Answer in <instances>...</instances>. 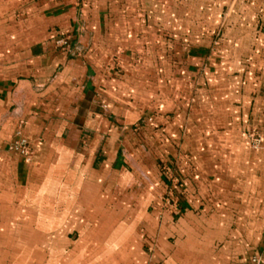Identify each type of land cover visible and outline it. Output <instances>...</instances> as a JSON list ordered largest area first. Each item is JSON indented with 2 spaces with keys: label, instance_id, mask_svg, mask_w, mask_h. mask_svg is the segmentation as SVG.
Masks as SVG:
<instances>
[{
  "label": "crops",
  "instance_id": "obj_1",
  "mask_svg": "<svg viewBox=\"0 0 264 264\" xmlns=\"http://www.w3.org/2000/svg\"><path fill=\"white\" fill-rule=\"evenodd\" d=\"M128 1L38 0L0 25V264L10 244L59 264H243L264 247V0ZM18 128L31 160L8 149Z\"/></svg>",
  "mask_w": 264,
  "mask_h": 264
},
{
  "label": "rangeland",
  "instance_id": "obj_2",
  "mask_svg": "<svg viewBox=\"0 0 264 264\" xmlns=\"http://www.w3.org/2000/svg\"><path fill=\"white\" fill-rule=\"evenodd\" d=\"M51 1L54 2L55 0H51ZM56 1L58 2V0H56ZM59 1H61V0H59ZM129 1H128L129 4L126 3L127 7L136 5L139 9H141V12H142V11L148 10L146 8H147V6H149V4H151V1L162 4V3H165L166 0H129ZM37 2H38V0H0V25H2V23L15 25L16 23L24 20L29 15H32V12H31V10L33 9L32 6ZM199 2L203 3V8L205 10V5L210 3L211 0H200ZM193 3H194V0H175L174 2L171 1L170 6L174 8L175 15H178V14L182 15L186 10L193 9V7H192ZM189 5H190V7H189ZM187 12H189V11H187ZM102 18H105V16L103 15ZM108 18H110V17H108ZM145 20H146V18H145ZM219 36H220V32L217 34H214L212 36V42H211L212 44H211L210 48H213L214 46L217 47L220 44L219 39H218ZM63 40H66L65 44L62 43ZM72 43H73V33L72 32H64L63 34H60L58 38H55L54 44L56 47L59 48V47H69ZM125 51H126V49L122 50V53H124ZM106 64H107L106 65L107 68L110 71H116L117 73L123 72L119 57L117 55H114ZM147 80H149V79H147ZM147 111L148 110L146 108V110L144 111L145 113H144V115L142 114V116L149 118L151 115V113H150L151 110H149V113ZM139 123H140V121H139ZM139 123L137 122L136 124H139ZM133 127H139V126L134 125ZM251 128H253V127L250 126L249 130ZM245 131H246L247 141H248L249 145L251 147H253V144L251 143L250 138H249L248 131L247 130H245ZM258 146H256V147H258ZM256 147H254V148H256ZM13 152H15V151H13ZM196 157L199 158L200 156L197 155ZM162 169H163L164 176L167 178V175L165 172L167 171L168 168L163 166ZM172 173H173V171H172ZM95 243L96 242H94V241H88L87 245H90V247H88V248H91V246H95ZM15 248L16 247L14 245H11V244L8 246L10 254H8L9 261L7 264H23V263L24 264H59V263H62V261L60 260L61 258L58 259V258H56L57 256H55V255H52L51 259L46 258L45 260H41V259L38 260L37 259L34 261L29 260V262L16 261V260H14L16 254L11 253L13 251V249H15ZM122 256H124V255H122ZM54 259H56V260H54ZM86 259H88V258H86ZM92 259H93L92 257H89L90 261Z\"/></svg>",
  "mask_w": 264,
  "mask_h": 264
},
{
  "label": "built area",
  "instance_id": "obj_3",
  "mask_svg": "<svg viewBox=\"0 0 264 264\" xmlns=\"http://www.w3.org/2000/svg\"><path fill=\"white\" fill-rule=\"evenodd\" d=\"M62 43L65 44L66 40H63ZM151 119L152 117L150 116L149 118L146 119V121H150ZM144 122L145 119L140 121L139 124H136V126H139ZM248 131H249L248 134L250 141L253 144V146L256 147L261 141V133L258 129L255 128H251ZM8 148L24 156L28 160H31L34 152L32 141L22 134L21 128H18L16 130L14 138L9 143ZM165 173L168 179H170L171 181H175L176 183L178 182L177 177L172 173L171 169H167ZM165 203L167 205L166 208L171 212H174L179 208V204L177 203V200H173L169 196H166ZM243 264H264V247L260 250L259 253L251 255V257Z\"/></svg>",
  "mask_w": 264,
  "mask_h": 264
}]
</instances>
